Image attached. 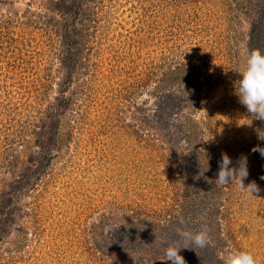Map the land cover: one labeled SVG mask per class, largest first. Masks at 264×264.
<instances>
[{
    "label": "rangeland",
    "instance_id": "obj_1",
    "mask_svg": "<svg viewBox=\"0 0 264 264\" xmlns=\"http://www.w3.org/2000/svg\"><path fill=\"white\" fill-rule=\"evenodd\" d=\"M257 3L83 0L65 25L52 0H0V264H200L168 241L182 227L264 264ZM166 91L183 108L146 125ZM114 225L138 246L113 243Z\"/></svg>",
    "mask_w": 264,
    "mask_h": 264
},
{
    "label": "trees",
    "instance_id": "obj_2",
    "mask_svg": "<svg viewBox=\"0 0 264 264\" xmlns=\"http://www.w3.org/2000/svg\"><path fill=\"white\" fill-rule=\"evenodd\" d=\"M82 1L83 0H52L51 6L52 8H54V10H56L63 16L62 18L65 21V25H68L67 19L74 20L75 16L82 11ZM72 24L73 25L70 26V31L77 37L80 30L74 26V23ZM65 29H68L67 26H65ZM247 45L251 63L253 67H255L264 58V0H258L254 14L250 19L249 39ZM255 85L259 89V92L262 94L264 99V85L262 84L261 86L257 82H255ZM62 98H64L62 95L58 97V99L61 100ZM183 102L184 98L181 94L175 91L163 92L154 103L153 113H151V115L145 114L141 116L142 119L140 120L143 121V123H146V125H154L155 127H158L160 129L169 128L172 124L171 122H169L172 114L183 108ZM173 125H175V129H173L174 132L169 133L166 130V136H170L171 138L175 137L176 139L177 134L184 131V124L183 122L176 121ZM46 141H48V138ZM185 157L189 158V161L195 162L193 161L194 158L192 154L186 155ZM194 209H196V207ZM165 212L166 210H164L163 213ZM182 229L183 227L179 228V231L172 228L168 229V241L170 242V244L173 243L175 247H180L182 246L183 242L187 240V247L192 250H196L195 256L199 260L200 264H230L228 258L223 257L220 254V250L218 251V246L212 245L208 241L196 242L187 236L184 237L182 235ZM136 232L137 231L134 227H125L124 225H114L108 229V235L111 241L113 243H116L117 245L122 246L121 248H127L130 244H136L138 246L141 239L137 237ZM164 233L166 234V231H164Z\"/></svg>",
    "mask_w": 264,
    "mask_h": 264
}]
</instances>
